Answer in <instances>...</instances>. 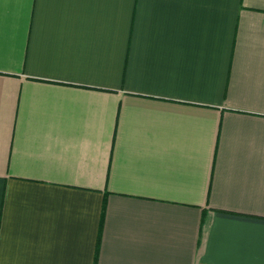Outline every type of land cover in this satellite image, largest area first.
Masks as SVG:
<instances>
[{"label": "crops", "instance_id": "crops-1", "mask_svg": "<svg viewBox=\"0 0 264 264\" xmlns=\"http://www.w3.org/2000/svg\"><path fill=\"white\" fill-rule=\"evenodd\" d=\"M0 264H264V0H0Z\"/></svg>", "mask_w": 264, "mask_h": 264}]
</instances>
